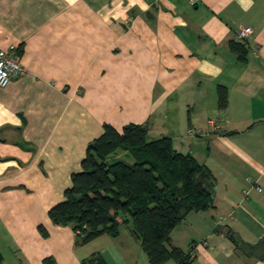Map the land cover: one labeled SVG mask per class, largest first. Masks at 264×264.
<instances>
[{"label": "crops", "instance_id": "0c3cea01", "mask_svg": "<svg viewBox=\"0 0 264 264\" xmlns=\"http://www.w3.org/2000/svg\"><path fill=\"white\" fill-rule=\"evenodd\" d=\"M239 25L252 27L243 57L230 45ZM0 47L22 49L25 68L0 85L3 264H149L129 224L81 244L49 216L105 124L130 122L214 178L213 206L172 244L194 264H264V0H0Z\"/></svg>", "mask_w": 264, "mask_h": 264}, {"label": "trees", "instance_id": "16d2710c", "mask_svg": "<svg viewBox=\"0 0 264 264\" xmlns=\"http://www.w3.org/2000/svg\"><path fill=\"white\" fill-rule=\"evenodd\" d=\"M230 45L245 56L241 42L232 38ZM227 95L226 87L218 85L219 107L226 106ZM119 148L133 161L115 158ZM214 188L210 170L191 153L180 152L171 136L149 138L143 123L130 122L122 130L106 123L103 133L88 144L82 170L72 174L63 200L49 216L57 225H72L81 244L104 234L116 237L122 225L129 224L149 264L171 259L194 264L192 249L185 252L172 244V231L191 211L213 206ZM3 261L0 251V264ZM87 262L106 264L99 253Z\"/></svg>", "mask_w": 264, "mask_h": 264}, {"label": "built area", "instance_id": "2783aa9c", "mask_svg": "<svg viewBox=\"0 0 264 264\" xmlns=\"http://www.w3.org/2000/svg\"><path fill=\"white\" fill-rule=\"evenodd\" d=\"M195 2V0H191ZM252 32L250 25H239L234 33L233 39L235 41L245 40ZM25 70L21 53L15 49V47H0V85H6L13 76L22 73ZM213 129H218L219 125L212 122ZM190 133H202V128H189ZM258 191H261V187H256ZM243 193H247V189H243Z\"/></svg>", "mask_w": 264, "mask_h": 264}, {"label": "rangeland", "instance_id": "374dc122", "mask_svg": "<svg viewBox=\"0 0 264 264\" xmlns=\"http://www.w3.org/2000/svg\"><path fill=\"white\" fill-rule=\"evenodd\" d=\"M150 138V137H149ZM133 161V159H129V162H132ZM170 263H174L172 260L170 261Z\"/></svg>", "mask_w": 264, "mask_h": 264}]
</instances>
